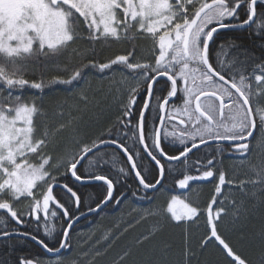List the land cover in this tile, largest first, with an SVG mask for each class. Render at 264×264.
<instances>
[{"label": "snow or ice", "instance_id": "1", "mask_svg": "<svg viewBox=\"0 0 264 264\" xmlns=\"http://www.w3.org/2000/svg\"><path fill=\"white\" fill-rule=\"evenodd\" d=\"M252 25H256L257 35L264 32V0H0V210L22 225L25 213L17 206L26 199L29 218H35L38 222L43 218L46 222L45 234L54 232V227L49 229L47 226L49 216L55 218L60 212L69 220L73 218L63 196H67L77 210L81 203L73 187L58 183L54 172L59 173L63 167L65 174L70 172L76 181L102 182L106 185L103 200L95 208L88 209L89 212L99 211L113 199L114 180L97 172L80 174L79 168L89 154L95 155L100 144L111 143L126 156L139 185L144 189H156L164 179L165 166L161 159L185 163L193 149L210 141H226L228 148L239 153L241 159H248L252 154L250 145L255 139L254 134L258 130L264 132V107L251 103L252 77L258 86L255 94L264 96V62L255 63L254 58L249 57L254 63L252 73L246 76L240 72L237 79V62L226 65L219 59V54L213 61L210 44L215 42L214 34L221 29ZM130 33L147 34L151 38L152 61L137 59L133 49L101 62L97 59L99 53L95 47H73L80 40H87L90 45L109 40L120 41L128 39ZM224 47V44L220 45L221 50ZM157 49L158 54H155ZM69 52L79 59V65L67 78L54 76L48 83L78 84L86 69H97L101 73L123 69L132 75L135 84L121 81L128 96L127 103L123 105V118L119 121L125 128L132 127L133 109L143 89L145 99L132 132L133 144L138 143L140 150L156 165L159 175L154 182L146 181L141 174L135 159L139 152L133 151L119 139L100 140L99 143L93 141L90 144L79 141V151L69 159L56 158L48 151L53 138L68 129L75 132L80 106L87 108L93 101L87 91H82L76 98V106L69 107L67 114L63 109L53 113L52 119L58 123L50 125L44 105L23 95L26 88L43 90L45 87L43 80L36 82L26 78V68L31 61L46 64ZM165 77L164 87L158 89L161 78ZM98 91L102 92L103 89ZM201 97L205 98V102L201 101ZM212 98L219 101L218 107L207 103ZM153 99L157 102L158 112L148 129L146 113L152 110ZM226 99L232 105L229 116L231 126L214 115L219 113L223 116L228 106ZM176 100L181 103L177 105ZM177 116L187 117V121L183 118L179 120V124L185 127L179 133L168 132V124ZM172 127L175 129L177 125L173 124ZM124 136H128L127 131ZM168 136L176 137L182 146L178 155H168L162 146ZM260 143L264 144V139ZM228 154L231 155V152ZM217 162L215 157L203 164L197 161L200 174L184 175L177 184L180 189H187L190 181L218 180L216 195L206 209L209 223L212 224L211 236L232 258V264H252L217 234L216 226L212 223L213 205L222 195V186L234 183L226 179L224 171L216 170ZM219 162L222 163V160ZM96 165L100 166L99 159ZM201 168L203 171H200ZM120 172L126 175L124 168ZM247 183L264 184V163L260 165L257 179L242 180L238 186L243 188ZM116 203L119 204L120 200ZM203 211L175 195L163 210L164 214H170L169 218L177 222L198 218ZM224 211L223 207L217 208L215 219H219ZM70 228L71 223L62 230L59 248L49 247L44 240H38V243L50 253L70 249ZM12 235L30 234L0 231L2 237ZM148 238L145 236L138 243ZM31 239L37 240V237L31 236ZM129 255L124 253L121 260ZM20 264H33V260L21 258ZM141 264H167V260L163 254H153ZM261 264H264V260Z\"/></svg>", "mask_w": 264, "mask_h": 264}, {"label": "trees", "instance_id": "2", "mask_svg": "<svg viewBox=\"0 0 264 264\" xmlns=\"http://www.w3.org/2000/svg\"><path fill=\"white\" fill-rule=\"evenodd\" d=\"M243 18L242 16L241 19ZM257 31L256 25H252L244 30L220 32L214 38L215 42L210 44L212 60L215 61L219 54V59L226 65L236 61L237 79L240 72L246 76L251 74L254 63L249 57L254 58L255 63L264 62V32L257 35ZM221 44L225 45L223 50L220 49ZM73 47H95L99 53L97 59L101 62L133 49L136 58L142 61H152L154 56L153 42L147 34L130 33L128 39L97 42L94 45H90L87 40H80ZM78 65L79 59L71 52L46 64L34 60L27 65L26 78L36 82L43 80L45 87L43 90L26 88L23 95L44 105L49 114L50 125L58 123L52 119L53 113L63 109L67 114L69 107L76 106V98L82 91H87L93 101L87 108L80 106L75 132L68 129L53 138L48 151L56 158L69 159L73 153L79 151V141L90 144L93 141L99 143L100 140L119 139L133 151L139 152L135 159L141 174L146 181L154 182L159 175L156 165L140 150L138 143L135 146L133 144L132 132L145 99L143 89L133 109L132 127L125 128L119 121L123 118V105L127 103V89L120 87L118 90L109 86L107 81L111 79L110 73L113 70L101 73L97 69H86L78 84L48 83L54 76L67 78ZM118 70L119 74L126 72L125 76L131 77L127 70ZM164 81L165 79L161 80L158 89L164 87ZM252 86L251 103L264 107V96L255 94L258 86L254 77ZM99 89L103 91L100 92ZM179 102L180 100H176L175 103L178 105ZM156 103L153 99L152 110L146 113L148 129L158 112ZM125 131L128 132L127 137L124 136ZM254 135L255 139L250 145L252 154L248 159H241L239 153L229 150L228 146L212 145L191 154L185 163L178 161L170 164L161 160L165 166L164 179L153 193L140 189L127 159L119 150L109 147L90 155L79 168V173L97 172L114 180V196L109 205L100 213L82 220L70 231L68 241L71 248L64 250L59 257H49L26 239L8 238L0 240V264H20L21 258L32 259L35 264H141L153 254H163L167 264H232V258L227 256L219 241L211 236L212 224L209 223L206 211L207 205L216 195L215 186L218 180L213 178L192 181L187 189H179L177 184L184 175H199L197 168L200 166L197 161L203 164L212 157L218 161L216 170L224 171L226 179L234 181L233 184L222 186V195L217 197L218 203L213 205L212 223L216 226L217 234L237 254L247 258L252 264H261L264 260V184L247 183L243 188L238 186L242 180L257 179L260 165L264 163V144L260 143L264 139V132L258 130ZM176 144L172 136L165 139L162 146L168 155H178ZM98 159L99 167L96 165ZM221 160L222 163L219 162ZM121 168H124L126 175L120 172ZM54 175H57L59 184L73 187L81 198L80 208L77 210L68 201V197L63 196L73 218L69 220L60 212L55 218L49 216L47 226L49 229L54 227L55 231L46 235V222L43 218L38 222L27 215L24 216L25 222L19 225L0 210V231L29 233V236H36L37 240H44L49 247L59 248L58 241L63 238L62 230L68 228L69 223L76 217L89 212V207L95 208L106 195V185L102 182L79 185L72 180L70 172L65 174L63 167L59 173L54 172ZM174 195L198 206L204 210L203 213L193 220L177 222L170 219V214H164L163 210ZM117 200H120L119 204L116 203ZM219 207H223L225 211L220 214L219 219H215L216 209ZM145 236L149 238L138 243ZM126 252L130 255L122 261L121 257Z\"/></svg>", "mask_w": 264, "mask_h": 264}, {"label": "water", "instance_id": "3", "mask_svg": "<svg viewBox=\"0 0 264 264\" xmlns=\"http://www.w3.org/2000/svg\"><path fill=\"white\" fill-rule=\"evenodd\" d=\"M247 28H249V27H244V28H240V27H234V28H228V29H221L218 33H220V32H224V31H239V30H244V29H247ZM218 33H216V34H214V38L217 36V34ZM162 79H166V77L165 78H161V80ZM234 91V90H233ZM202 99H204V97H201V100ZM215 99V98H214ZM218 101V100H217ZM219 102V101H218ZM212 145H225V146H228V142H226V141H210L207 145H200L197 149H193V151L191 152V153H189L188 154V156H190L191 154H193V153H195V152H197L198 150H200V149H202V148H204V147H207V146H212ZM109 147H112V148H116L117 149V147L115 146V145H112L111 143H105V144H100V146H99V149L96 151V152H98V151H100V150H102V149H105V148H109ZM120 151V150H119ZM95 152V153H96ZM121 152V151H120ZM122 153V152H121ZM123 154V153H122ZM90 155H92V154H89V156ZM124 155V154H123ZM125 156V155H124ZM125 158H126V156H125ZM148 158V157H147ZM127 159V158H126ZM149 159V158H148ZM183 159V158H182ZM86 160V159H85ZM85 160H83L82 161V164L85 162ZM164 160V159H163ZM165 162H168V163H175V162H178V161H167V160H164ZM154 163V162H153ZM133 172V171H132ZM133 175H134V177H135V179L137 180V182H138V179H137V177L135 176V173L133 172ZM70 176H71V174H70ZM71 178H72V180L75 182V183H77V184H79V185H90V184H94V183H96V182H80V181H76L75 180V178L74 177H72L71 176ZM163 181V180H162ZM162 181H161V183H162ZM138 185H139V182H138ZM161 185V184H160ZM160 185H158L157 186V188L156 189H144L141 185H139V187H140V189L142 190V191H144V192H146V193H153V192H155L158 188H159V186ZM113 196H114V191H113ZM111 201H109L106 205H104L99 211H91V212H87V213H84V214H82V215H80L79 217H78V219H74L72 222H71V228L69 229V233H70V231L75 227V226H77L82 220H84V219H86V218H89V217H91V216H93V215H95V214H97V213H100L101 211H103L108 205H109V203H110ZM8 238H21V239H26V240H28V241H31L32 243H34L35 245H37L44 253H46L49 257H52V258H57V257H59L60 256V254L64 251V250H62L61 252H59V253H50V252H48V251H46L39 243H38V240H33V239H31V236H22V235H12V236H9V237H2V236H0V240H3V239H8ZM33 264H35V263H33Z\"/></svg>", "mask_w": 264, "mask_h": 264}, {"label": "rangeland", "instance_id": "4", "mask_svg": "<svg viewBox=\"0 0 264 264\" xmlns=\"http://www.w3.org/2000/svg\"><path fill=\"white\" fill-rule=\"evenodd\" d=\"M148 38H149V40H151V38H150L149 36H148ZM155 54H158V51H156ZM119 71H120V70H115V71H112V72L110 73V75H111L110 78H111V79H109V80L107 81V83L109 84V86H110L111 88H115V89H118V90H119L120 87H122V88H126V87L121 83V81H124V80H127V81H128L129 83H131V84H134V82H133L134 80H132V75H131V77H127V76H125V75H126V72L123 73V74H119V73H120ZM118 72H119V73H118ZM123 72H124V71H123ZM118 90H116V91H118ZM202 102H205V99H203ZM180 103H181V101L179 102V104H180ZM207 103L214 104L215 106L218 107V104H217L214 100L209 99V100H207ZM225 103L228 104V106L224 109L223 116L221 117V116L219 115V113H215L214 115L216 116L217 119H222V120L224 121L225 124H227L228 126H231L232 121L229 119V116H230L231 111H232V105L228 103L227 99H226ZM179 104H178V105H179ZM229 108H230V110H229ZM181 118H183L185 121H187V117H180V116H177V118H176L175 120H173L171 123L168 124L166 130H167L168 132L177 131V133H179V130L183 129V128L185 127V125H178V124H175V121H176V120L179 121ZM173 124L177 125V127H176L175 129L172 127ZM220 131H223V129H220ZM168 137H171V138H172V136H168ZM168 137H167V138H168ZM167 138H166V139H167ZM173 140H174V141H178V140L176 139V137H174V136H173ZM190 182H192V181H190ZM190 182H189V183H190ZM178 188H179V186H178ZM179 189H180V188H179ZM27 205H28V200L25 199V200H22V201L18 204V206H17L21 211H23V212L25 213V216H27V211H28V209H27Z\"/></svg>", "mask_w": 264, "mask_h": 264}, {"label": "flooded vegetation", "instance_id": "5", "mask_svg": "<svg viewBox=\"0 0 264 264\" xmlns=\"http://www.w3.org/2000/svg\"><path fill=\"white\" fill-rule=\"evenodd\" d=\"M157 51H158V49H157ZM175 124H178V121L176 120L175 121ZM179 125V124H178ZM177 144H176V146H177V149H181L182 148V146L179 144V141H175ZM190 143V142H189ZM229 150H231V151H233V152H236V151H234V149H229Z\"/></svg>", "mask_w": 264, "mask_h": 264}, {"label": "bare ground", "instance_id": "6", "mask_svg": "<svg viewBox=\"0 0 264 264\" xmlns=\"http://www.w3.org/2000/svg\"><path fill=\"white\" fill-rule=\"evenodd\" d=\"M116 149V148H115ZM118 150V149H117ZM150 160V159H149ZM132 171V170H131ZM132 174H133V172H132ZM134 176V175H133ZM135 178V177H134ZM136 180V179H135ZM136 182H137V180H136ZM97 183V182H96ZM138 183V182H137ZM91 185V184H90Z\"/></svg>", "mask_w": 264, "mask_h": 264}]
</instances>
